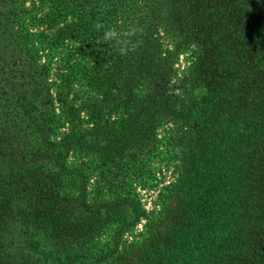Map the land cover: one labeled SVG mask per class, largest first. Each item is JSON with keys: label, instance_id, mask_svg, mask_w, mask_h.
Instances as JSON below:
<instances>
[{"label": "trees", "instance_id": "16d2710c", "mask_svg": "<svg viewBox=\"0 0 264 264\" xmlns=\"http://www.w3.org/2000/svg\"><path fill=\"white\" fill-rule=\"evenodd\" d=\"M165 139L184 220L120 250ZM0 264H264V0H0Z\"/></svg>", "mask_w": 264, "mask_h": 264}, {"label": "rangeland", "instance_id": "374dc122", "mask_svg": "<svg viewBox=\"0 0 264 264\" xmlns=\"http://www.w3.org/2000/svg\"><path fill=\"white\" fill-rule=\"evenodd\" d=\"M48 33H53L54 30H47ZM68 50L64 48L62 53H59L57 57L53 60L51 66V76L56 79L60 71L63 69L65 63L63 62V55ZM190 54H182L180 57L179 64V73L184 74L189 61L191 59ZM181 130V126L178 123L169 122L162 125L158 130L157 134L159 138H167L171 135L178 134ZM69 131V127H64L59 130L57 138H61L64 134ZM167 140L165 139L161 144H159L158 149L154 152V157L151 158L148 169H151V178L143 180L144 183L137 184V191L139 197L145 210V214L139 220V222L126 234L123 235L122 243L120 245V250H123L127 245L134 240H141L143 235L147 232L146 224L149 219L154 220L155 227L160 231H163L164 236L169 235L170 228H174L175 225H179L184 220V212H177L172 214L166 219L162 225L159 222L160 215L162 214V195L164 188L175 183L176 180L180 177L183 170V161H182V142H177L176 146L178 148L172 147L171 144L167 145ZM181 146V147H180ZM72 164H77L81 170L87 172L89 176V184L92 186L96 176L99 174V171L90 170L87 167V159H75V157H70L68 160ZM92 187H90L91 189ZM166 237V238H167ZM105 239H110V235L106 236Z\"/></svg>", "mask_w": 264, "mask_h": 264}]
</instances>
